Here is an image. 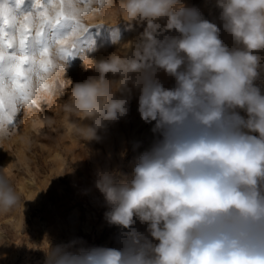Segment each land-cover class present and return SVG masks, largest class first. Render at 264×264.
Returning <instances> with one entry per match:
<instances>
[{"label":"clouds","instance_id":"1","mask_svg":"<svg viewBox=\"0 0 264 264\" xmlns=\"http://www.w3.org/2000/svg\"><path fill=\"white\" fill-rule=\"evenodd\" d=\"M116 3L102 0L104 8ZM118 5L129 26L145 25L140 42L127 57L88 56V65L82 59L98 75L74 85L69 80L67 106L84 115L85 138L98 141L127 116L138 89L140 118L154 122L161 138L138 158L130 180L98 174L108 222L127 231L124 246L78 253L57 246L48 253L52 264H264V92L255 83L264 59V0H217L233 48L220 38V26L184 0ZM70 7L85 28L94 27L101 11L78 0ZM161 69L174 87L158 79ZM66 70L53 52L51 69L32 82V98L53 94ZM10 131L0 125V138ZM19 199L0 173V208ZM137 220L151 240L134 228Z\"/></svg>","mask_w":264,"mask_h":264},{"label":"rangeland","instance_id":"2","mask_svg":"<svg viewBox=\"0 0 264 264\" xmlns=\"http://www.w3.org/2000/svg\"><path fill=\"white\" fill-rule=\"evenodd\" d=\"M32 2L24 0L22 10L30 11ZM78 2L101 9L94 27L80 37L82 47L93 43L92 50L83 53L86 65L91 63L88 56L100 61L114 52L122 57L132 54L144 32L143 23L129 26L118 0L110 8H104L102 0ZM184 3L220 26V38L229 48L237 47L223 29L217 0ZM69 30V26L49 29L45 37L29 41V50L38 53L57 32L63 35ZM259 55L264 58V52ZM83 61L79 55L68 58V80L61 74L56 91L20 109L15 126H8L10 134L0 138V173L8 177L20 198L15 207L0 208V264H52L48 253L57 246L73 253L124 246L127 231L108 222L110 206L96 188L98 174L113 171L118 180H130L138 158L161 137L153 131L154 122L141 120L139 90L133 89L127 116L102 130L98 141H88L81 131L84 115L67 106L70 83L98 75L86 69ZM259 70L255 83L264 92V59ZM157 75L164 87L175 86V79L162 69ZM240 114L246 116L242 110ZM134 228L151 240L147 225L137 220Z\"/></svg>","mask_w":264,"mask_h":264},{"label":"snow or ice","instance_id":"3","mask_svg":"<svg viewBox=\"0 0 264 264\" xmlns=\"http://www.w3.org/2000/svg\"><path fill=\"white\" fill-rule=\"evenodd\" d=\"M24 0H0V125L15 126L25 105L34 106L30 88L52 67L53 52L62 60L93 48L81 46L80 37L88 28L76 19L72 0H33L30 11L22 10ZM69 26L63 35L57 32L51 44L44 43L38 53L29 50L30 40H40L49 29ZM75 37V38H73Z\"/></svg>","mask_w":264,"mask_h":264}]
</instances>
